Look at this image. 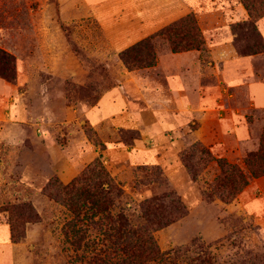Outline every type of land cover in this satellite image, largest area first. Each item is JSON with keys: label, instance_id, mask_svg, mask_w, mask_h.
<instances>
[{"label": "rangeland", "instance_id": "rangeland-1", "mask_svg": "<svg viewBox=\"0 0 264 264\" xmlns=\"http://www.w3.org/2000/svg\"><path fill=\"white\" fill-rule=\"evenodd\" d=\"M189 16L204 44L176 51L166 29ZM0 48L16 69L0 77V264L104 258L121 214L166 263L264 264V175L245 165L264 0H0ZM219 160L248 185L233 194ZM103 178L113 202L94 210Z\"/></svg>", "mask_w": 264, "mask_h": 264}, {"label": "trees", "instance_id": "trees-1", "mask_svg": "<svg viewBox=\"0 0 264 264\" xmlns=\"http://www.w3.org/2000/svg\"><path fill=\"white\" fill-rule=\"evenodd\" d=\"M170 35V42L174 50L200 49L204 42L200 38V33L196 27L193 17L189 16L172 27L166 29ZM177 39H181L178 44ZM126 54H129V52ZM125 54V55H126ZM16 74L14 58L5 50L0 48V77L14 80ZM221 167V178L226 180H237L238 185L233 187L236 194L240 189L248 185L243 171L236 165L229 164L225 160H219ZM245 165L254 177L264 175V131L260 142L259 150L251 153L245 159ZM103 183L95 182L92 186L90 200L94 210L97 206L112 205L115 185L110 178H103ZM90 208V209H91ZM104 211L106 219L113 223L112 217ZM118 227L110 225L104 230L106 251L104 258L94 257L89 264H147L151 260L170 264L164 259V254L156 246L152 234L146 227L136 226L126 214L117 216ZM208 263L207 260L201 264Z\"/></svg>", "mask_w": 264, "mask_h": 264}, {"label": "crops", "instance_id": "crops-1", "mask_svg": "<svg viewBox=\"0 0 264 264\" xmlns=\"http://www.w3.org/2000/svg\"><path fill=\"white\" fill-rule=\"evenodd\" d=\"M255 103L259 107H264V87H255Z\"/></svg>", "mask_w": 264, "mask_h": 264}]
</instances>
